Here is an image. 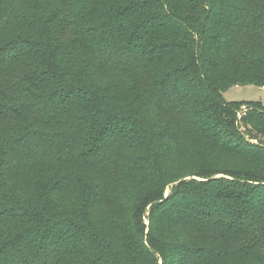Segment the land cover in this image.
Masks as SVG:
<instances>
[{
	"label": "trees",
	"instance_id": "obj_1",
	"mask_svg": "<svg viewBox=\"0 0 264 264\" xmlns=\"http://www.w3.org/2000/svg\"><path fill=\"white\" fill-rule=\"evenodd\" d=\"M231 86L264 87V0H0V264H264Z\"/></svg>",
	"mask_w": 264,
	"mask_h": 264
},
{
	"label": "rangeland",
	"instance_id": "obj_2",
	"mask_svg": "<svg viewBox=\"0 0 264 264\" xmlns=\"http://www.w3.org/2000/svg\"><path fill=\"white\" fill-rule=\"evenodd\" d=\"M224 98L227 102L231 103L257 104L264 107V87L231 86L224 92ZM248 110V106H242L238 119L241 120L242 116L245 115Z\"/></svg>",
	"mask_w": 264,
	"mask_h": 264
}]
</instances>
